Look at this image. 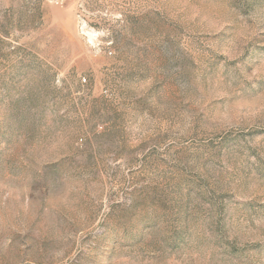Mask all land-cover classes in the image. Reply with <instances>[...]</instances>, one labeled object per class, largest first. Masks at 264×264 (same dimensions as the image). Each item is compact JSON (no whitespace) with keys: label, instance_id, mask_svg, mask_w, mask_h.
I'll use <instances>...</instances> for the list:
<instances>
[{"label":"rangeland","instance_id":"rangeland-1","mask_svg":"<svg viewBox=\"0 0 264 264\" xmlns=\"http://www.w3.org/2000/svg\"><path fill=\"white\" fill-rule=\"evenodd\" d=\"M0 264H264V0H0Z\"/></svg>","mask_w":264,"mask_h":264}]
</instances>
